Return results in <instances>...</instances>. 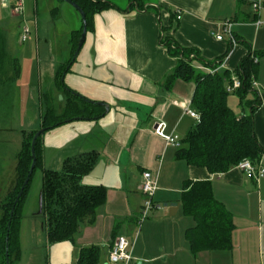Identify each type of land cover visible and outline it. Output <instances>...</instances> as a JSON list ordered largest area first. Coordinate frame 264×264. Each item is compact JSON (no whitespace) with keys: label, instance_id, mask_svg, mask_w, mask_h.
I'll use <instances>...</instances> for the list:
<instances>
[{"label":"crops","instance_id":"crops-1","mask_svg":"<svg viewBox=\"0 0 264 264\" xmlns=\"http://www.w3.org/2000/svg\"><path fill=\"white\" fill-rule=\"evenodd\" d=\"M106 1L115 7L95 14L76 59L74 31L79 29L71 30L67 41L70 56L56 65L57 95L39 87L41 112L45 95L65 102L66 89L56 76L71 60L63 75L66 86L104 107L98 119H76L42 137L43 168L60 170L67 158L95 152L94 166L81 181L107 189L105 202L96 208L94 216L83 221L74 239L60 242L69 243L74 264L83 248L93 246L99 247L97 264H123L109 259L119 236L133 243L130 264H264V176L256 181L237 165L212 173L178 156L182 140L198 122L188 112L194 110L196 84L181 78L167 83L178 58L161 42L165 29L164 35L183 48L195 49L206 62L224 58L217 68L234 75L250 49L256 54L264 50V5L255 13L250 4L240 0ZM226 20L233 22L231 34L224 32ZM220 33L222 40L216 38ZM196 66L208 71L199 62ZM255 80L258 88L249 95L248 103L260 99L254 123L256 137L264 148V55L259 58ZM248 103L242 107L246 113L252 111ZM39 122L25 120L22 129L36 130ZM160 122L165 124L167 135L180 138L179 146L155 133ZM10 126L0 131H8ZM145 171L157 178L154 200L160 207L140 222ZM201 180L211 181L216 199L233 213L232 250L194 254L190 248L186 231L196 221L186 215L182 194L187 181Z\"/></svg>","mask_w":264,"mask_h":264},{"label":"trees","instance_id":"trees-1","mask_svg":"<svg viewBox=\"0 0 264 264\" xmlns=\"http://www.w3.org/2000/svg\"><path fill=\"white\" fill-rule=\"evenodd\" d=\"M78 4L86 14L88 30L91 28L96 13L110 7L113 3L106 0H71ZM252 6L250 0H240ZM137 3L133 0L132 4ZM264 5V3H263ZM140 9V8H139ZM83 23L79 30L74 31V41L77 47L81 36ZM162 29V44L178 58L174 72L168 76L170 85L176 78L192 81L196 89L192 99L194 110L200 114V120L182 140L178 156L192 165L205 166L212 173L229 170L243 159L253 163L260 161L264 148L260 145L254 123L255 109L260 105V99L249 101L251 93L256 92L253 80L259 66V58L263 52L249 53L242 59L236 69V75L242 85L234 92L227 90L232 74L228 70L220 71L216 62H206L199 57L195 49L183 48L171 36L164 35ZM256 58L258 61L256 62ZM68 61L59 68L57 80L66 89L67 100L63 102L58 97L45 95L44 111L41 114L42 132L36 140V168L43 172L41 189L43 207V229L49 243L63 240H73L74 235L83 221L94 216L96 208L105 202L107 189L103 185H85L81 179L89 172L96 161L95 152L82 153L67 158L60 170L43 168L42 137L43 134L62 124L76 119H98L104 113V107L87 100L69 89L63 81ZM199 62L210 71H203L196 66ZM212 72V70H216ZM20 62L9 49L7 33L0 27V122L9 123L15 98V82L20 76ZM230 94H235L239 106L249 104L251 112H236L229 105ZM247 100V101H246ZM246 101V102H245ZM10 124V123H9ZM9 124L0 123V129H7ZM40 130L24 131L21 149L16 154V171L14 185L0 202V264L6 262V236L9 227V264H15L21 259L20 230L23 219L25 201L29 193L30 181L17 203L15 200L27 178L33 163L32 142ZM182 194V202L186 215L192 216L196 224L186 231V237L194 254L200 251L232 250V233L235 229L233 213L213 194L212 183L209 180L187 181ZM14 213L11 217V211ZM99 247L83 248L76 264H97Z\"/></svg>","mask_w":264,"mask_h":264},{"label":"rangeland","instance_id":"rangeland-1","mask_svg":"<svg viewBox=\"0 0 264 264\" xmlns=\"http://www.w3.org/2000/svg\"><path fill=\"white\" fill-rule=\"evenodd\" d=\"M24 4V14L16 15L11 8H3L0 0V27L7 33L9 49L19 59L21 67L16 82L15 105L9 120L11 129L0 131V202L14 185L11 179L17 175L16 154L22 147L24 131L28 132L22 129L24 122L33 119L39 122V87L41 85L43 92L57 95V82L54 79L56 65L70 56L67 45L69 34L72 29H80L82 25L80 13L67 1L24 0ZM24 35L28 40L22 43L20 39ZM239 103V98L230 94L229 104L242 111ZM42 104L43 112L45 103ZM1 121L4 125L9 124L4 122V116ZM39 123L34 126L36 130L41 129ZM42 185L43 173L37 168L29 187L21 223V259L15 264H74V253L68 242L47 241L42 227L44 219L39 214Z\"/></svg>","mask_w":264,"mask_h":264},{"label":"built area","instance_id":"built-area-1","mask_svg":"<svg viewBox=\"0 0 264 264\" xmlns=\"http://www.w3.org/2000/svg\"><path fill=\"white\" fill-rule=\"evenodd\" d=\"M12 2V4H10ZM252 3V8L255 13H259L260 9L263 7L262 0H250ZM2 5L6 8H11L12 12L16 15H23L24 14V0H2ZM180 13V12H179ZM178 19L181 18V14H178ZM232 26L233 22L230 20H226L223 23V29L224 32L231 34L232 32ZM25 32L29 33L27 29H25ZM216 38L218 40L223 39V34H217ZM22 42H26L28 40L27 36L24 35L21 39ZM258 61V58H256V62ZM218 69V68H217ZM212 70V72L217 71ZM208 71H210L208 69ZM242 85V82L240 78L234 74L232 75L231 83L228 84L227 90L229 92H234L235 90L239 89ZM253 87L258 88V83L254 79L253 80ZM188 112L196 118L197 121L200 120V114L196 112L195 110L188 109ZM165 124L163 122L157 123L154 130L155 133L159 136L164 137L169 143H172L174 145L179 146L180 145V138L177 135H167L165 133ZM264 154L261 157L260 161L257 163H253L250 159H243L237 164V168L248 174L249 176L255 178L256 181H259L260 178L264 176V163H263ZM144 181L142 184V191L145 196L144 202L141 207L140 212V222H143L148 216L152 209L156 207H160L155 200V194L158 189L157 186V178L149 171H145L143 173ZM132 246L133 243L126 237V236H119L117 238L116 244L113 248V250L110 253L109 259L112 262H122L123 264H130L133 260L132 256Z\"/></svg>","mask_w":264,"mask_h":264},{"label":"water","instance_id":"water-1","mask_svg":"<svg viewBox=\"0 0 264 264\" xmlns=\"http://www.w3.org/2000/svg\"><path fill=\"white\" fill-rule=\"evenodd\" d=\"M64 1H67L68 3H70L81 15V18H82V23H83V28H82V33H81V36L78 40V45H77V49L75 51V54H74V57L73 59H76V57L78 56L81 48L83 47L85 41H86V36H87V32H88V24H87V18H86V14L85 12L83 11V9L78 5L76 4L75 2L71 1V0H64ZM110 110V108L108 106H106V110L105 112H108ZM42 130H40L39 132H37V134L34 136V139H33V142H32V153H33V156H34V159H33V163H32V166L30 168V171H29V174L27 176V178L25 179L24 181V184L15 200V203H17L19 201V199L21 198L23 192H24V189L26 188V186L28 185L29 181H30V178L31 176L33 175V172L36 168V157H35V145H36V140L37 138L39 137V135L41 134ZM42 207H43V200H42V194H40V205H39V214L42 213ZM14 213V208L12 209L11 211V217ZM10 224H11V220L9 221L8 223V231H7V236H6V262L7 264H9V251H8V241H9V227H10Z\"/></svg>","mask_w":264,"mask_h":264}]
</instances>
